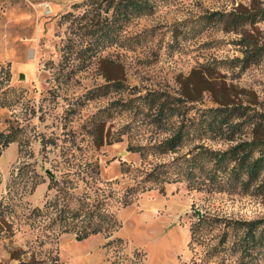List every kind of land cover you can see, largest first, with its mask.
Returning <instances> with one entry per match:
<instances>
[{"label": "rangeland", "instance_id": "obj_1", "mask_svg": "<svg viewBox=\"0 0 264 264\" xmlns=\"http://www.w3.org/2000/svg\"><path fill=\"white\" fill-rule=\"evenodd\" d=\"M85 1L0 0V132L18 134L0 144V264H241L233 245L242 231L229 224L264 218V199L231 187L227 174H218L223 191L183 180L148 183L126 207L121 198L157 163L199 144L232 145L216 135L217 100L264 111V58L241 72L239 36L204 20L264 0H158L96 55L91 33L107 14ZM252 33L264 42V22ZM149 91L193 99L183 103L189 135L178 153L152 148L168 135L153 123ZM141 146L144 156L133 150ZM64 197L72 208L103 200L118 224L83 241L50 227Z\"/></svg>", "mask_w": 264, "mask_h": 264}, {"label": "trees", "instance_id": "obj_2", "mask_svg": "<svg viewBox=\"0 0 264 264\" xmlns=\"http://www.w3.org/2000/svg\"><path fill=\"white\" fill-rule=\"evenodd\" d=\"M156 1L158 0L85 1L83 4L95 5L105 10L107 14L103 20L98 19L95 22L96 30L91 33L97 39L92 49L94 55L112 46L118 40L124 26L150 13ZM204 20L212 27L221 26L225 32L239 36L237 45L242 56L235 58L232 63H235V67H239L241 72L261 63L264 58V42L252 33V29L256 24L264 22L263 7L240 6L229 12L217 11L205 16ZM112 86L119 91L122 84L113 79ZM180 95L149 91L144 97L149 110L156 111L154 116L156 119L153 123L168 135L152 146L162 155L178 153L189 135L184 126L185 106L183 103L193 101V99L190 100L188 96L184 99L182 94ZM216 103L218 107L209 110L217 115L213 121L214 128H217L216 135H220V140L228 141L232 145L224 151H217L199 144L173 163H157L149 172L144 173V178L136 187L125 191L121 198L123 206L133 204L138 193L150 190L151 188H147L148 183L158 186L184 180L193 187L192 189L207 192H213L215 189L223 191L224 186L221 184L217 186L219 173L230 177V181L234 183L231 187H239L245 192L253 189L264 199V111L255 106L234 102L228 104L217 100ZM225 129L227 132H224ZM17 138V131L0 132V144L5 148ZM147 148V146H141L134 147L133 150L140 151L141 149V154L144 156ZM63 193H66L64 189ZM64 200L65 197L59 215L52 221L50 227L58 225L62 233L74 234L78 241H83L93 235L109 233L118 224L113 215L104 211L103 200L84 203L78 208H72ZM59 201V199L56 200L57 203ZM34 212H37L36 209ZM205 223L206 219L203 216L193 226V240L199 241L198 235L204 230ZM229 226L233 227L234 231H242L241 238L233 245V250L240 253L242 257L241 264H252L251 258L253 257L264 258V218L235 221ZM227 236L228 231L223 234L221 245L226 243Z\"/></svg>", "mask_w": 264, "mask_h": 264}]
</instances>
